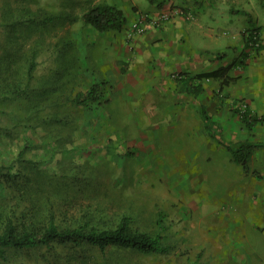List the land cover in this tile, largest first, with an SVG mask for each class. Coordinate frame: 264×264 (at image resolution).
Listing matches in <instances>:
<instances>
[{"label":"rangeland","instance_id":"obj_1","mask_svg":"<svg viewBox=\"0 0 264 264\" xmlns=\"http://www.w3.org/2000/svg\"><path fill=\"white\" fill-rule=\"evenodd\" d=\"M152 1L0 0L7 81L27 89L3 111L31 123L0 142V158L9 162L26 146L32 171L47 173L46 188L49 180L61 186L48 194L59 216L126 214L172 247L169 254L109 249L118 264H264V37L227 79L195 76L234 62L242 31L236 39L220 34L224 53L210 55L214 62L199 72L175 71L156 41L138 39L146 27L134 29L141 14L151 17ZM99 3L122 8L123 30L100 33L84 21ZM204 3L203 32L254 26L264 35L261 0ZM92 87L96 97L86 108L77 97ZM247 108L263 119L248 124ZM7 122L0 113V125ZM246 139L259 146L243 165L228 145Z\"/></svg>","mask_w":264,"mask_h":264},{"label":"trees","instance_id":"obj_2","mask_svg":"<svg viewBox=\"0 0 264 264\" xmlns=\"http://www.w3.org/2000/svg\"><path fill=\"white\" fill-rule=\"evenodd\" d=\"M264 7V0H261ZM55 16H46L53 20ZM84 21L100 33L108 30H123L128 22L126 13L115 4L99 3L91 6L84 14ZM244 46L241 54L231 64L210 71L198 73L195 77L206 79H227L229 70L242 65L249 55L250 49H260V33L257 27H249L243 34ZM255 43L258 47L255 48ZM6 55V54H4ZM0 56V113L9 119L0 125V142L5 141L19 127L31 125L18 113L3 111L8 106L11 95L25 94L26 86L21 87L7 81V57ZM35 60L30 63L28 74L32 73ZM96 89L92 87L83 99L77 97L79 104L86 108L96 97ZM40 105L35 103V108ZM39 111V110H38ZM247 108L245 121L252 125L263 118L250 115ZM202 119L209 132L214 123L211 122L207 110L201 112ZM60 121V118L57 119ZM259 142L237 140L228 147L233 159L247 165ZM25 148L18 152L9 162L0 158V264H107L116 262L109 249H130L139 253L169 254L172 247L161 243V235L140 229L133 223V217L124 214L119 219L93 218V211L87 210L81 216L76 214L69 218L59 216L54 208H49L52 199L48 194H57L61 186L53 184L46 188L47 173L39 168L38 172L25 158ZM34 173V174H33ZM93 214V215H92ZM104 214V213H103ZM102 214V215H103ZM105 217V216H103Z\"/></svg>","mask_w":264,"mask_h":264},{"label":"crops","instance_id":"obj_3","mask_svg":"<svg viewBox=\"0 0 264 264\" xmlns=\"http://www.w3.org/2000/svg\"><path fill=\"white\" fill-rule=\"evenodd\" d=\"M202 1L165 0L162 4H160L161 2L157 3V0L152 1L154 5L149 9L151 17L148 18L145 25L146 33L138 39L140 41L145 39L150 42L156 41L158 49L160 50L158 55L170 58L175 71L179 69L180 71L199 72L200 65L209 61L210 55H217L220 52L224 53L225 50L220 46L222 45L219 39L220 34L223 37H225L224 35L230 34L236 39V37L239 38L241 31L244 34L246 29H248L244 28L242 30V28L238 27L239 29H232L236 32L231 33L230 31L232 30L229 28H220L219 30L211 28L207 32H203L202 29L205 26L204 8L208 4H202ZM162 13L167 14L168 18L163 19ZM260 36L261 38L264 37L261 32ZM208 39H210L213 45L205 42ZM239 41L240 43L242 42L240 48H243V38L239 39ZM181 42H186V50L182 49ZM216 55L215 57L217 58ZM217 62H219V59H217Z\"/></svg>","mask_w":264,"mask_h":264},{"label":"built area","instance_id":"obj_4","mask_svg":"<svg viewBox=\"0 0 264 264\" xmlns=\"http://www.w3.org/2000/svg\"><path fill=\"white\" fill-rule=\"evenodd\" d=\"M162 18L163 19L168 18V15L162 14ZM147 20H148V15L141 14L134 23V29L137 30L138 32L142 31L145 28Z\"/></svg>","mask_w":264,"mask_h":264}]
</instances>
